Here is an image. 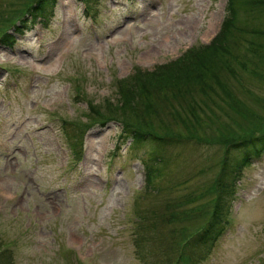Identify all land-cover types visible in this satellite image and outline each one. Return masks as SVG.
<instances>
[{"label":"rangeland","instance_id":"rangeland-1","mask_svg":"<svg viewBox=\"0 0 264 264\" xmlns=\"http://www.w3.org/2000/svg\"><path fill=\"white\" fill-rule=\"evenodd\" d=\"M31 1L0 0V32L13 34L14 21L22 31L0 43V264H264V155L242 168L230 224L209 256L175 259L210 209L222 139L264 120V76L251 70L264 74V58L237 51L247 66L222 72L230 98L197 89L155 114L137 109L154 130L186 133V104L201 105L191 131L201 142L168 148L153 186L148 146L118 139L123 114L139 119L117 102V80L209 43L226 0H93L90 13L79 0H55L33 25L20 18ZM90 102L118 121L91 124Z\"/></svg>","mask_w":264,"mask_h":264},{"label":"trees","instance_id":"trees-1","mask_svg":"<svg viewBox=\"0 0 264 264\" xmlns=\"http://www.w3.org/2000/svg\"><path fill=\"white\" fill-rule=\"evenodd\" d=\"M79 1L83 3L84 10L90 13L93 0ZM55 4V0H32L20 18L22 19L23 15H29L33 25L39 17L45 20L48 10ZM15 23L14 21L9 26L12 27L13 34L9 28L0 32V43L10 46L14 41L13 35L22 33L18 24ZM240 48H244L250 54L259 55L258 59L264 58V0H226L220 30L209 43L192 46L176 59L158 65L152 71L136 69L133 74L117 80L115 84V92L118 94L117 102L123 107L132 109L135 113L134 117L139 120H131L123 114L120 119L117 118L118 121L115 117L103 115L102 111L100 112L101 109L96 108L94 102L93 104L90 102L89 108L93 111L91 124L104 125L106 121L116 120L121 125L118 139L122 143L128 142V147L134 150L148 146L147 157L143 159L145 185L153 186L155 179L161 178L164 174L163 169L169 161L165 155L168 148L189 139L201 142L200 136L196 132H191L198 123L193 122L192 119L197 117L195 112L201 105L195 100H192L191 105L186 104L185 107L191 115H188L186 120L179 121L186 133L154 130L147 118L140 120L137 109L143 113L142 115L155 114L162 101L185 99L197 89L210 97L219 95L217 92L219 89L223 95L230 98L231 94L223 82L222 72L229 71L234 74V63L246 68V58L243 57L246 54L241 56ZM251 70L259 77L264 76L258 71L256 65L252 66ZM106 100L107 106L103 107L105 112L109 111L108 105H111L113 101ZM182 104L184 103H180ZM170 106L172 107V104ZM74 125V123L73 126L63 124L62 127L73 129ZM185 134L188 135L185 136ZM222 141L224 149L219 168L207 188V192H211V197L208 199L210 209L206 212L202 226L190 232L178 243V254L175 259L208 257L215 243L227 230L241 170L264 155V120L247 131L240 133L233 131ZM154 212L155 210L151 213ZM0 255L6 256V250L0 249ZM190 261L194 263V260ZM5 264H13L11 258L5 259Z\"/></svg>","mask_w":264,"mask_h":264},{"label":"bare ground","instance_id":"bare-ground-1","mask_svg":"<svg viewBox=\"0 0 264 264\" xmlns=\"http://www.w3.org/2000/svg\"><path fill=\"white\" fill-rule=\"evenodd\" d=\"M20 56V58L23 60V61H26L27 59H26V55H24V54H21V55H19Z\"/></svg>","mask_w":264,"mask_h":264}]
</instances>
